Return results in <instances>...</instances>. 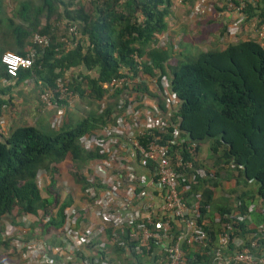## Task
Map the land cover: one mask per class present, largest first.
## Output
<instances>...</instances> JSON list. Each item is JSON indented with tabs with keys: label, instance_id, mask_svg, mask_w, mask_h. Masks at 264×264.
I'll return each mask as SVG.
<instances>
[{
	"label": "built area",
	"instance_id": "obj_1",
	"mask_svg": "<svg viewBox=\"0 0 264 264\" xmlns=\"http://www.w3.org/2000/svg\"><path fill=\"white\" fill-rule=\"evenodd\" d=\"M236 1L226 2L239 14L226 26L229 36L238 32L242 20L245 1ZM213 6L208 0H194L190 15L201 19ZM68 34L73 40L60 38L66 49L79 38L74 26L68 28ZM168 35L167 31L155 34L150 47L165 49ZM255 37L264 51V24L257 27ZM29 41L31 45L23 55L13 51L0 55L11 80L20 69L31 67L37 52L49 45V37L37 32ZM143 59L134 52L133 67H124L119 75L101 84L104 92L97 101V113L104 115V122L78 137L90 157L79 171L82 182L70 179L71 202L62 208L60 225L46 232L56 242L23 238L3 220L0 264H123L109 250L117 246L129 252L133 242L136 244L132 248L138 253H148L152 244L156 246L157 259L150 264H264V196L255 193L256 202L250 200L241 206L240 198L227 195L232 207L224 213L223 222L218 213L209 217L218 225L213 242L204 228L208 226L205 215L200 219L201 191H193L192 186L215 175L195 164V144L179 128L181 100L171 91L169 76L144 72ZM73 97L61 77L55 79L52 88L39 92L40 102L54 110L49 120L51 128L63 123ZM3 126L0 117V131L5 134ZM43 176L41 170L35 174L38 186ZM63 198L60 194L58 201ZM57 207L32 215V222L49 221ZM256 212L258 219L252 218ZM31 220L26 214L19 217L26 228ZM244 229L248 231L241 235Z\"/></svg>",
	"mask_w": 264,
	"mask_h": 264
},
{
	"label": "trees",
	"instance_id": "obj_2",
	"mask_svg": "<svg viewBox=\"0 0 264 264\" xmlns=\"http://www.w3.org/2000/svg\"><path fill=\"white\" fill-rule=\"evenodd\" d=\"M244 1L241 11L246 18H254L258 26L264 24V0H255V4ZM60 2L40 0L33 4L24 0L18 8L20 22L0 18L5 27L0 53L9 50L23 55L24 40L34 32L49 37V45L37 52L31 67L20 69L13 80L33 78L41 88H52L55 79L61 77L69 90L79 96L87 90L86 94L97 102L104 92L101 84L119 75L124 67H133L132 54L136 52L144 57V72L169 76L171 91L181 100L179 128L194 142V151L201 141L209 139L212 152L220 149L216 159L232 164L230 170L237 172L236 187H247L249 181L256 183L254 193H236L232 189V195L240 198L241 206L254 201L255 193L264 196V51L257 41L238 40L222 49L199 51L188 59L171 63L169 48L150 47L154 35L166 29L170 0H90L88 8L78 4L72 10L65 9L66 32L57 37L50 31L48 19ZM42 16L45 22L40 26ZM70 26L75 27L79 38L66 49L60 38L71 39ZM9 34L14 43L6 42ZM29 45L28 40L26 48ZM75 68L77 71L71 78H65V72ZM0 77L9 79L1 62ZM5 102L0 101V109ZM56 102L62 104L65 100ZM108 111L109 108L105 113ZM103 122V114L90 111L73 124H63V121L50 131L33 125H16L5 134L0 131V220L8 217L16 221L22 214L48 213L52 206L58 205L57 174L70 169L72 179L82 182L79 168L85 165L90 154L81 148L78 137ZM195 164L201 165L196 161ZM209 169L216 177V171ZM40 170L44 172L45 196L40 193L41 185L35 182V174ZM215 177L198 180L192 190L201 191L200 219L218 213L223 222L224 213L231 208L213 201L212 191L206 184H215ZM69 203V198L60 202L54 217L45 223L34 222L31 229L36 227L41 234L57 229L62 208ZM258 215L256 212L257 219ZM213 226L204 228L214 242ZM247 231L241 230L240 234ZM135 244H130V253L125 248L114 247L123 264H150L157 259L154 244L148 253L136 252L132 248Z\"/></svg>",
	"mask_w": 264,
	"mask_h": 264
},
{
	"label": "rangeland",
	"instance_id": "obj_3",
	"mask_svg": "<svg viewBox=\"0 0 264 264\" xmlns=\"http://www.w3.org/2000/svg\"><path fill=\"white\" fill-rule=\"evenodd\" d=\"M21 1L24 0H0V18H12L14 23L20 22L18 8L20 6L19 3ZM26 1L33 4L40 2V0ZM193 1L194 0H170L169 14L165 17V31H167V33L169 34V39L165 47L169 48V61L171 63L177 60L181 61L188 59L191 56H194L199 51L222 49L227 44L234 43L238 40L254 39L256 41L255 34L258 27L257 21L254 18L247 19L246 14L242 11L240 12L242 20L238 32L233 36H229L227 34L226 26L232 21V19L236 15L239 14L238 12L232 10L227 6L226 0H208V2L212 3L214 6L212 10L201 19L192 18L190 15V7ZM89 2L90 0H61V2L58 3L57 9L50 15L48 19L49 23L51 24L50 31L56 34L57 37L61 34H65V9L72 10L76 8L78 4H81L82 6H84V8H88ZM252 4H255V0L254 2H252ZM44 22L45 19L42 16L40 18V26H42ZM4 30V24L2 25V23H0V39L2 38L1 35L3 34L2 32ZM28 38L29 37L24 40L25 47L28 44ZM1 41L2 40H0V42ZM7 41H9V43H14V39L10 34L8 35V37H6V42ZM173 45H175V47H173ZM73 70L74 71H72V69L67 70L64 74L65 78L70 79L71 75L74 74L73 72L77 71L76 68ZM41 87L42 85L40 83L34 81V84H32V86L29 85V89L26 88V91H24L23 88L20 91L17 89L15 94H13L12 96V101L6 102V107L10 105L9 109L14 110L16 112L15 114L18 115L16 117V121H14L12 126H6V123H4L3 127L6 130L5 133H8L9 129L12 128L14 125L23 122L22 118L25 117L24 114L28 113V109H25V107H30L31 105L29 104H36L35 106H39V109H41L42 111L45 110L49 112H45L42 119L46 120L48 115L52 116L54 114V110H50L48 107L44 106L38 98V94L42 90ZM86 92L87 90H83L82 96H79L76 92H73L74 97L72 105L65 109L63 124L71 125L75 121L86 116L90 111H96L97 113V102L93 101L91 97L86 94ZM45 124L46 126H42L43 130L46 131V129H48L50 131L51 129H55L50 128L49 123L45 122ZM210 143L211 141H209L208 139L201 141L199 145V157H206L204 161H206L207 159H213L216 155L220 154L219 148L214 152L209 149ZM204 163L205 166H208L207 162ZM59 165L62 166V163ZM73 169L76 171L79 170L76 168ZM67 171L70 177L71 170H65V172ZM57 177H59V174H57ZM62 180L60 182H62ZM40 185V193L42 194V196H45L44 190L42 189V182L40 183ZM71 186L72 181L69 185L62 183V190L60 191H58L59 186L57 185L55 187V190L57 191V194H61V192L64 191H66L67 194H71L69 192L72 191ZM255 188L256 183L253 181H249L247 187L239 185L234 189L236 190V192L245 191L247 194H249L254 193ZM73 191L75 193L77 192V190L74 189ZM254 202H256L255 198ZM209 217L212 218V215ZM253 217L256 216L252 215V218ZM117 257L118 259H120L119 256Z\"/></svg>",
	"mask_w": 264,
	"mask_h": 264
},
{
	"label": "crops",
	"instance_id": "obj_4",
	"mask_svg": "<svg viewBox=\"0 0 264 264\" xmlns=\"http://www.w3.org/2000/svg\"><path fill=\"white\" fill-rule=\"evenodd\" d=\"M24 50H26V47L24 48ZM9 51V50H8ZM34 79L33 78H25L20 82H16L15 80H11V79H6L4 77H0V101H12V96L13 94H15L16 90L18 89L19 91L23 88L24 91H26V88L29 89V85L32 86V84H34ZM37 83H39V81H36ZM43 89V88H41ZM22 93V92H21ZM6 102L3 103L1 105V109H0V117L3 119L4 123H6V126H12L14 121H16V117L18 114H15L16 112L14 110H10L9 107L10 105H8V107H6ZM31 105L29 108L25 107V109H28V113L24 114L25 117H23V122L16 124V125H33L36 126L38 128H42V126H46L45 122L49 123V120L51 118V115H48V117L45 119H42V117L44 116L45 110H41L39 109V106L36 107V104H29ZM6 107V108H5ZM50 110H52V108H49ZM30 112V113H29ZM49 113V112H48ZM14 125V126H16ZM13 126V127H14ZM9 128V127H8ZM4 131L6 132V130L4 129ZM199 145L198 144V148L195 151V161L198 164H201L204 167L207 168H212L216 171V177H215V184H206L207 188H209L212 191V199L215 203H217L220 206H228V207H232V202L230 197H227L234 194L232 192V189L236 187L235 185V176L237 175V172L234 170H230V166L229 164H224V162L222 163L221 160H217L216 158L218 157V155L215 156V158L213 159H207L206 161H204L206 159L205 158H200L199 157ZM208 163V166H205V163ZM63 179V180H62ZM71 177H69L68 172L65 171H61L59 172V177H57V185L59 186V188L62 190V182H66L69 183L70 182ZM62 180V182H60ZM237 193V192H236ZM61 195H64L63 193H61ZM13 224V227L15 228V231H19L21 233V235L25 238H29L31 237L32 233L33 234H38L40 233L39 231L37 232V228L34 227L32 229V233L29 232V227H24L22 226L21 222L18 221H13L11 220ZM204 222L206 223V225L211 226L214 225L211 220L209 219V216L205 215L204 218ZM4 225V223H3ZM213 230H216L215 225L213 226ZM37 238H41L43 240H45L47 243H53L56 242L55 238L44 234V235H38L36 236ZM112 249V250H111ZM109 250L110 254L115 258L118 259V254L114 251V248H111ZM84 253L88 252L87 249L83 250Z\"/></svg>",
	"mask_w": 264,
	"mask_h": 264
},
{
	"label": "clouds",
	"instance_id": "obj_5",
	"mask_svg": "<svg viewBox=\"0 0 264 264\" xmlns=\"http://www.w3.org/2000/svg\"><path fill=\"white\" fill-rule=\"evenodd\" d=\"M51 128V127H50ZM71 177V176H70ZM71 179H72V177H71ZM73 180V179H72ZM73 182H75L74 180H73ZM63 184H65V182H62ZM75 183H77V182H75ZM56 186H57V183H56ZM61 189L59 188L58 189V191H60ZM61 193H63V192H61ZM59 197H60V193L58 194V200H60L59 199ZM67 198H69L70 199V196L68 195V194H64V198H63V200H65V199H67ZM62 202V201H61ZM70 202H71V199H70ZM60 204V202L58 201V205ZM57 205V206H58ZM22 215H24V214H22ZM27 216H28V218L31 220V218L33 217L32 215H30V214H26ZM21 216V215H20ZM19 216V217H20ZM19 217L16 219V221H18V222H20L19 221ZM7 221V222H9L11 225H15V224H13L12 223V221H11V219H9L8 217H2L1 218V231H2V228H3V223H4V221ZM33 220H31V222L29 223V225H28V227H29V232H31L32 231V229L34 228H32L31 229V224H34V222H32ZM15 233L16 234H19V235H21V233L19 232V231H15ZM32 233V232H31ZM0 234H1V232H0ZM44 234H46V233H42L41 235H44ZM38 235H40L39 233L38 234H33L32 233V235H31V237H36V236H38ZM22 236V235H21ZM23 237V236H22ZM23 238H25V237H23ZM4 244H7V242H4ZM112 259H114V258H112ZM120 260V259H119Z\"/></svg>",
	"mask_w": 264,
	"mask_h": 264
}]
</instances>
